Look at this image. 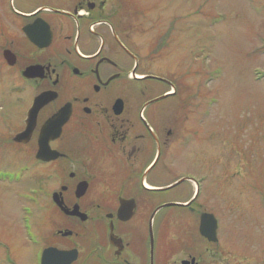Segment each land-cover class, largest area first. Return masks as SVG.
Returning a JSON list of instances; mask_svg holds the SVG:
<instances>
[{"label": "flooded vegetation", "instance_id": "flooded-vegetation-1", "mask_svg": "<svg viewBox=\"0 0 264 264\" xmlns=\"http://www.w3.org/2000/svg\"><path fill=\"white\" fill-rule=\"evenodd\" d=\"M129 2L134 1L0 0V67L21 79L20 92L28 103L21 127L12 134L14 123L0 122V141L36 149L35 159L44 124L58 114L65 119L60 135L49 143L59 157L35 159L37 166L63 170L71 182L51 194L62 219L55 231L57 245L43 247L42 237L28 241L37 245L38 264L46 249L75 251L72 264H230V245L222 244L220 223L211 211L215 206L198 202L201 184L196 182L195 196L181 201L168 195L185 181L172 188L179 180L154 183V173H168L171 157L202 132L196 118L200 104H195L194 117H187L177 83L150 71L169 39L165 33L146 55L138 51L131 31L144 29L130 27L138 7ZM43 94L49 102L38 112L29 141L15 143L34 100ZM54 194L83 220L66 215L54 204ZM171 204L182 206L158 210ZM165 210H180L186 219L177 224L171 216L155 228L154 220ZM203 214L216 220L215 243L199 233ZM171 232L178 234L177 245L170 243Z\"/></svg>", "mask_w": 264, "mask_h": 264}, {"label": "rangeland", "instance_id": "rangeland-1", "mask_svg": "<svg viewBox=\"0 0 264 264\" xmlns=\"http://www.w3.org/2000/svg\"><path fill=\"white\" fill-rule=\"evenodd\" d=\"M133 1L128 5L138 7V17L130 27L144 29L131 31L138 51L146 55L171 29L169 47L150 71L177 83L187 117L200 104L196 118L202 132L171 157L168 173L161 167L154 173V183L187 179L168 195L181 201L195 196L194 182L200 183L198 202L215 206L211 211L222 244L230 245V264H264V0ZM0 72V122L10 119L12 134L28 103L21 79L1 67ZM35 150L0 141V264H38L37 245L28 235L45 239L43 247L57 245L62 219L51 194L71 182L63 170L37 166ZM171 216L177 224L186 219L180 210H165L155 228ZM168 238L178 244L177 233Z\"/></svg>", "mask_w": 264, "mask_h": 264}, {"label": "water", "instance_id": "water-1", "mask_svg": "<svg viewBox=\"0 0 264 264\" xmlns=\"http://www.w3.org/2000/svg\"><path fill=\"white\" fill-rule=\"evenodd\" d=\"M28 78L30 76V72H27ZM46 94H43L39 97H37L27 116V121H26V129L24 132L18 134L14 138L15 143H27L30 139L31 136V131L33 129L34 123L36 116L40 109L46 105L49 101H45ZM164 97H161L162 99ZM47 99V98H46ZM159 100V99H158ZM61 116L60 114L54 116L53 118L49 119L44 126L41 129V134L38 139V151L36 153L35 159L41 162H51L56 160L59 157V154L55 151H51L49 147V143L51 140H55L58 138L61 132V127L62 124L65 122L64 120L61 121ZM186 179H181L179 180L176 184L172 185L170 188L184 182ZM79 192L80 196L83 194V190L81 189V186H79ZM53 202L56 204L66 215H77L82 218L83 216L79 214L77 211L69 212L63 207L62 201L59 198V194H54L53 195ZM171 206H182L179 204H171V205H165L160 207L158 210L162 208H167ZM76 209V208H75ZM151 216V223L152 220L157 213V211ZM216 220L212 215L208 214H203L200 218V226H199V233L200 235L206 239L210 243H215L217 242V237H216ZM151 231V229H150ZM152 238V234H151ZM153 242V240H152ZM76 260V252L75 251H70V252H64V251H57L56 249H46L42 253L41 257V263L40 264H72Z\"/></svg>", "mask_w": 264, "mask_h": 264}, {"label": "trees", "instance_id": "trees-1", "mask_svg": "<svg viewBox=\"0 0 264 264\" xmlns=\"http://www.w3.org/2000/svg\"><path fill=\"white\" fill-rule=\"evenodd\" d=\"M170 30H171V29H169L167 32L169 33ZM167 32H166V34H167Z\"/></svg>", "mask_w": 264, "mask_h": 264}, {"label": "bare ground", "instance_id": "bare-ground-1", "mask_svg": "<svg viewBox=\"0 0 264 264\" xmlns=\"http://www.w3.org/2000/svg\"><path fill=\"white\" fill-rule=\"evenodd\" d=\"M195 184V183H194Z\"/></svg>", "mask_w": 264, "mask_h": 264}]
</instances>
